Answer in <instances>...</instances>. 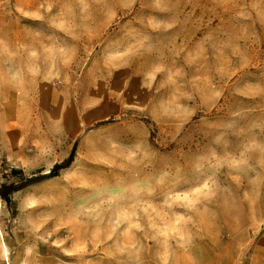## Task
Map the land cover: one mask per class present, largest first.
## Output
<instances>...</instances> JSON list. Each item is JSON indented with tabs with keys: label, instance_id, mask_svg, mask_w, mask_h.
<instances>
[{
	"label": "rangeland",
	"instance_id": "1",
	"mask_svg": "<svg viewBox=\"0 0 264 264\" xmlns=\"http://www.w3.org/2000/svg\"><path fill=\"white\" fill-rule=\"evenodd\" d=\"M0 193V264H264V0H0Z\"/></svg>",
	"mask_w": 264,
	"mask_h": 264
},
{
	"label": "trees",
	"instance_id": "2",
	"mask_svg": "<svg viewBox=\"0 0 264 264\" xmlns=\"http://www.w3.org/2000/svg\"><path fill=\"white\" fill-rule=\"evenodd\" d=\"M69 162L70 161H67L66 163L54 165V167L52 168V170L49 172V175L48 176L54 175V172L56 171V169L62 168V167H65V166H68ZM36 180H38V178H28L26 181L29 183V182L36 181ZM15 189L16 188H13L12 187L11 190H15ZM0 195H2V194L0 193Z\"/></svg>",
	"mask_w": 264,
	"mask_h": 264
}]
</instances>
